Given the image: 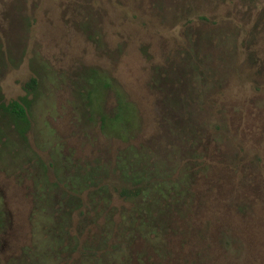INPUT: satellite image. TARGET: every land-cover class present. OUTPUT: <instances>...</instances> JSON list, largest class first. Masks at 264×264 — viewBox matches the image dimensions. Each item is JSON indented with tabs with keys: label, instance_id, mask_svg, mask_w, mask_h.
I'll list each match as a JSON object with an SVG mask.
<instances>
[{
	"label": "rangeland",
	"instance_id": "rangeland-1",
	"mask_svg": "<svg viewBox=\"0 0 264 264\" xmlns=\"http://www.w3.org/2000/svg\"><path fill=\"white\" fill-rule=\"evenodd\" d=\"M19 96L0 264H264V0H0Z\"/></svg>",
	"mask_w": 264,
	"mask_h": 264
},
{
	"label": "trees",
	"instance_id": "trees-1",
	"mask_svg": "<svg viewBox=\"0 0 264 264\" xmlns=\"http://www.w3.org/2000/svg\"><path fill=\"white\" fill-rule=\"evenodd\" d=\"M36 80L34 78H30L28 81H26L23 84V89L26 91V93L32 92L36 87ZM28 105V100L26 99V96L19 97L16 100H11L6 105H2L0 107V112H2L13 124L15 129L17 131L21 132L23 134L24 126L27 125V116H26V109L25 107ZM128 108V106H125L124 110ZM124 124H127L128 126L130 123L123 122ZM121 123V124H123ZM123 124V125H124ZM123 195H128L130 191L123 190L121 191ZM134 193H137L135 191Z\"/></svg>",
	"mask_w": 264,
	"mask_h": 264
},
{
	"label": "flooded vegetation",
	"instance_id": "flooded-vegetation-1",
	"mask_svg": "<svg viewBox=\"0 0 264 264\" xmlns=\"http://www.w3.org/2000/svg\"><path fill=\"white\" fill-rule=\"evenodd\" d=\"M22 89H23V87H22ZM23 91L26 93V91H25L24 89H23ZM19 97H23V96H19ZM19 97H18V98H19ZM18 98H17V99H18ZM14 100H16V99H14ZM10 101H11V100H10ZM10 101H9V102H10ZM6 104H7V103H6ZM6 104H5V105H6ZM26 108H27V106L25 107V109H26ZM26 116H27V113H26ZM27 121H28V117H27ZM12 126H13V124H12ZM28 126H29V121L27 122V125L24 126V130H23L24 132H23V133H25V132L28 131V130H27Z\"/></svg>",
	"mask_w": 264,
	"mask_h": 264
}]
</instances>
